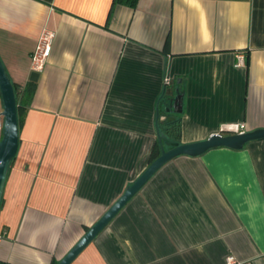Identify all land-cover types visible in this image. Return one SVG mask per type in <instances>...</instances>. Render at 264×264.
Instances as JSON below:
<instances>
[{"label": "crops", "instance_id": "0c3cea01", "mask_svg": "<svg viewBox=\"0 0 264 264\" xmlns=\"http://www.w3.org/2000/svg\"><path fill=\"white\" fill-rule=\"evenodd\" d=\"M0 59L20 106L0 264H59L149 167L167 124L181 121V144L264 128V0H0ZM229 255L264 264V139L171 160L71 264Z\"/></svg>", "mask_w": 264, "mask_h": 264}, {"label": "water", "instance_id": "95a60500", "mask_svg": "<svg viewBox=\"0 0 264 264\" xmlns=\"http://www.w3.org/2000/svg\"><path fill=\"white\" fill-rule=\"evenodd\" d=\"M35 77V78H34ZM38 75L34 74L32 80H37ZM0 93L3 101V136L0 140V209L12 160L16 157L19 148V120L16 93L13 83L7 75L0 59ZM181 100L175 101L173 110L181 113ZM179 107V110L177 108ZM169 111V110H168ZM161 154L139 178L127 188L125 193L115 204L102 216V218L89 229L75 247L59 262V264H71L83 250L93 242L98 235L110 224L117 214L139 193L149 180L168 162L179 157H199L206 152L217 148H229L242 150L248 143L263 140L264 128L245 133L222 135L213 134L208 139L184 143L171 140L165 134L158 131L157 134Z\"/></svg>", "mask_w": 264, "mask_h": 264}, {"label": "built area", "instance_id": "2783aa9c", "mask_svg": "<svg viewBox=\"0 0 264 264\" xmlns=\"http://www.w3.org/2000/svg\"><path fill=\"white\" fill-rule=\"evenodd\" d=\"M54 35L49 32H45L43 36L41 37V40L39 42V45L37 46L35 52L32 56V62H33V70L34 73L39 74L42 73L45 69V65L47 62L48 57L51 53V47L53 42ZM166 85H169L170 79L165 80ZM3 113V101L0 95V140L3 136V122L4 117L2 115ZM225 131L231 134H240L245 133V127L240 125H231L228 126ZM227 264H253V262H238L234 256L229 255L226 259Z\"/></svg>", "mask_w": 264, "mask_h": 264}, {"label": "trees", "instance_id": "16d2710c", "mask_svg": "<svg viewBox=\"0 0 264 264\" xmlns=\"http://www.w3.org/2000/svg\"><path fill=\"white\" fill-rule=\"evenodd\" d=\"M117 2L123 5H126L130 8H135L138 4V0H117ZM13 86H14L15 93H16L17 106H18V120L20 122V106H19V101H18L19 91H18V87L15 84H13ZM165 130H166L165 131L166 136L169 137L171 140L176 141V142L180 141L181 121H174V122L167 124ZM160 154H161V150L156 149L152 156V162L155 159H157L160 156ZM14 159L12 160V162L14 161Z\"/></svg>", "mask_w": 264, "mask_h": 264}, {"label": "rangeland", "instance_id": "374dc122", "mask_svg": "<svg viewBox=\"0 0 264 264\" xmlns=\"http://www.w3.org/2000/svg\"><path fill=\"white\" fill-rule=\"evenodd\" d=\"M0 95H1V93H0Z\"/></svg>", "mask_w": 264, "mask_h": 264}]
</instances>
